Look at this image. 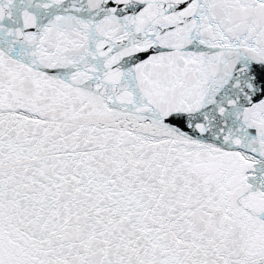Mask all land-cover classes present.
I'll return each mask as SVG.
<instances>
[{
	"label": "snow or ice",
	"instance_id": "6c2138e0",
	"mask_svg": "<svg viewBox=\"0 0 264 264\" xmlns=\"http://www.w3.org/2000/svg\"><path fill=\"white\" fill-rule=\"evenodd\" d=\"M0 264H264V0H0Z\"/></svg>",
	"mask_w": 264,
	"mask_h": 264
}]
</instances>
